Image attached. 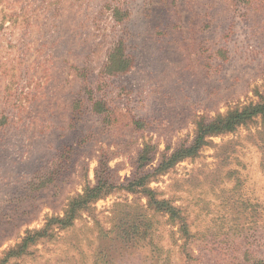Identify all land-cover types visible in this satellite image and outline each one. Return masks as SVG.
<instances>
[{
  "label": "rangeland",
  "instance_id": "374dc122",
  "mask_svg": "<svg viewBox=\"0 0 264 264\" xmlns=\"http://www.w3.org/2000/svg\"><path fill=\"white\" fill-rule=\"evenodd\" d=\"M0 264H264V0H0Z\"/></svg>",
  "mask_w": 264,
  "mask_h": 264
},
{
  "label": "trees",
  "instance_id": "16d2710c",
  "mask_svg": "<svg viewBox=\"0 0 264 264\" xmlns=\"http://www.w3.org/2000/svg\"><path fill=\"white\" fill-rule=\"evenodd\" d=\"M257 113H259L257 109L244 110L241 112L236 111L235 113L228 115V117H224V118L218 117L213 122L201 126L199 129L198 138L196 140L195 146L189 149H184V150L182 149L177 153H175L170 159V161L166 163L164 166H162L164 167L163 170L166 169L169 165L175 164L177 161L181 159L195 155L199 147H201V145L204 144L205 137L211 135L213 136L219 135L224 132H232L239 125H241L251 117L255 116ZM72 212L74 213V209ZM73 213L70 216H68V218L59 220L62 226L67 227L72 224L74 219Z\"/></svg>",
  "mask_w": 264,
  "mask_h": 264
}]
</instances>
